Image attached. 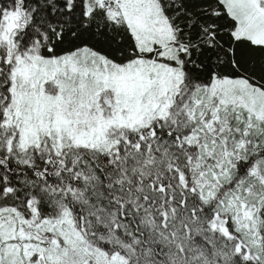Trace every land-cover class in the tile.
Segmentation results:
<instances>
[{
	"label": "snow or ice",
	"instance_id": "1",
	"mask_svg": "<svg viewBox=\"0 0 264 264\" xmlns=\"http://www.w3.org/2000/svg\"><path fill=\"white\" fill-rule=\"evenodd\" d=\"M0 264H264V0H0Z\"/></svg>",
	"mask_w": 264,
	"mask_h": 264
}]
</instances>
